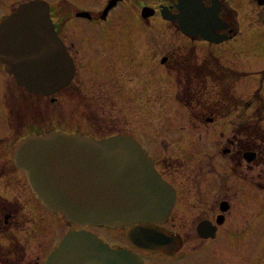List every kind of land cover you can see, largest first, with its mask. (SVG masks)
Returning a JSON list of instances; mask_svg holds the SVG:
<instances>
[{
	"label": "rangeland",
	"instance_id": "374dc122",
	"mask_svg": "<svg viewBox=\"0 0 264 264\" xmlns=\"http://www.w3.org/2000/svg\"><path fill=\"white\" fill-rule=\"evenodd\" d=\"M46 1L55 7H62L65 2ZM71 1L79 7L90 8H96L99 2ZM148 1L153 4L155 0ZM226 1L237 12L240 33L217 46L192 42L180 32L164 28L153 20L148 29L133 27L129 41L121 30L114 34L105 32L95 35L89 34L90 29L81 28L83 24L80 22L69 24L68 31L77 28L76 33H66L74 43L72 52L76 71L67 87L53 95L38 97L39 132L58 130L96 139L112 135L132 136L154 156L158 168L162 169V159L169 157L171 166L178 167L184 178L193 177L189 173L197 167L211 166L222 172L221 178H224L223 174H228L230 182L257 181L264 184V167L263 171L258 165L252 170L244 169L236 156L230 159L222 153V149L229 146L228 139L234 137L232 125L240 130L256 132L259 136L264 134V112L262 121L256 115L259 102L255 101L251 108H245L246 103L253 99L254 92L259 91L264 97V26L256 20L257 12L263 7L256 0ZM251 16L254 17L253 22ZM79 28L87 34L81 33ZM212 54L218 57L221 67L224 66L220 70L230 73L232 93L240 103L237 107L224 108L223 114H217V118L202 112L196 103L185 106L178 100L180 87L190 79L183 71L197 70L204 60L213 65ZM163 56L171 58L168 64H161ZM227 79L223 84L230 83ZM189 84L198 89L194 81ZM14 85L13 82L12 87ZM218 91V87L208 83L204 99L208 96V101L213 103ZM198 97L203 98V93ZM24 98L22 104L12 106L9 116L13 113L14 123L22 119L26 133L31 126L32 100L26 92ZM6 116H0V120ZM209 118L214 121L209 123ZM249 138L254 145L262 144L253 135ZM5 180L0 181V193H7L9 197L17 193L15 183L21 184L23 213L8 218L2 228L7 231L33 230L25 222L29 217L38 220L37 211L31 208L32 195L30 197L23 173L13 171ZM4 209L8 210V207L0 203V212ZM255 209L254 213H249L247 221H257L264 231V192H259ZM0 222H3L2 219ZM48 223V218L42 216L41 227ZM92 231L106 241L117 243L120 241L115 235L120 240L124 236L121 231H113V236L105 228H92ZM259 264H264V255Z\"/></svg>",
	"mask_w": 264,
	"mask_h": 264
},
{
	"label": "flooded vegetation",
	"instance_id": "af4514ba",
	"mask_svg": "<svg viewBox=\"0 0 264 264\" xmlns=\"http://www.w3.org/2000/svg\"><path fill=\"white\" fill-rule=\"evenodd\" d=\"M30 1L33 0H0V25L21 4ZM111 1L113 0H99L95 5L96 8L79 7L71 0H65L62 7H55L46 1L49 4V15L54 24L55 32L73 62L74 43L69 40L68 34H66L69 32L76 33L77 28L69 31L66 29L72 23H82L81 28L90 29L89 34L95 35L105 32L114 34L115 31L121 30L126 36V40L129 41L133 27L136 26L135 28L141 30L148 29L153 20V22L158 21L159 25L161 24L164 28L180 32L192 42H204L207 46L221 45L240 33L237 12L228 5L226 0H201L207 8L212 6L214 2L219 5L217 16L220 23L216 29V36L218 38L226 37V40L219 43L202 39L200 35H185L180 29L178 20L164 18V13L170 17L179 14L177 8L179 0H155L153 4L148 0H115L113 6L105 12ZM256 2L261 8L263 7L262 11L257 12L256 20H259L264 26V0H256ZM148 12L153 13L147 16L146 13ZM251 19L253 22L254 17L251 16ZM81 28H79L80 32L86 35L87 32ZM212 57L218 58L215 55ZM170 60L171 58L163 56L161 64H168ZM183 72L187 73V71ZM191 72L195 75L198 74L197 71ZM13 82L14 87H12ZM4 83L5 85H3ZM183 89L180 87L181 91ZM25 92L31 95L32 100L30 104L31 126L26 133L23 130L25 124L23 120L20 119L14 123L13 113L9 116V111H12L13 105L17 106L24 102ZM39 96L27 92L16 83L11 75L0 68L1 118L2 116L5 117L7 113L6 118L0 120L2 122L0 123V181L4 178L7 180V175L13 171L16 173L21 171L12 160L14 146L28 135L43 134L39 132L37 121ZM212 116L217 118L215 115ZM213 121L212 118L208 119L209 123ZM241 126L242 124H240ZM235 130L240 133L235 135ZM232 132L234 137L228 139L229 146L223 148L222 153L227 154L230 159L236 156L239 165L244 169L252 170L254 166L258 165L263 171L264 134L259 136L253 131L240 130L235 125H232ZM251 135L260 139L262 144L254 145L253 140H249ZM5 139L7 143L6 141L3 142ZM247 154L251 158L250 160L245 158ZM148 155L152 158L154 168L172 187L175 197L167 217L157 226L162 238L159 252L139 249L128 241L127 231L136 224L131 225L132 227L116 229H110L106 226L95 227L74 224L66 220L62 214L53 213L43 206L30 188V197L32 195L33 200L31 208L37 211L38 220L29 217L25 224L34 229L7 231L2 228L4 222L11 216H18L23 213L20 202L21 184L16 182V195L9 197L7 193H0V203L8 207V210L4 209L0 212V219L3 221L0 222V264H44L49 254L55 250L64 236L80 230L93 233L113 249H126L140 256L142 264H249V261L250 264H259L261 262L264 255V231L257 221L248 222L247 218L249 213H254L256 210L259 192H264L263 182H230L228 181V174H223L224 178H221L223 177L222 172L211 166L197 167L189 173V176L193 177L184 178L179 173L178 167L171 166L169 157L162 159L161 169L158 168L154 156L149 153ZM181 176L183 179L180 180ZM42 216L48 218L49 221L45 227H41L40 224ZM15 219L17 220V217ZM92 228H105L111 234L113 231H121L124 232V236L120 240L115 235L120 243L106 241L94 233Z\"/></svg>",
	"mask_w": 264,
	"mask_h": 264
},
{
	"label": "water",
	"instance_id": "95a60500",
	"mask_svg": "<svg viewBox=\"0 0 264 264\" xmlns=\"http://www.w3.org/2000/svg\"><path fill=\"white\" fill-rule=\"evenodd\" d=\"M177 8L178 15L163 16L178 20L185 35L213 43L226 40L216 36V2L207 8L201 0H179ZM49 10L44 0L26 2L0 25V68L27 92L41 96L67 87L75 72ZM245 158L251 159L248 154ZM12 160L36 199L53 213L81 226L116 229L136 224L127 231L128 241L142 250H161L157 226L173 206L174 191L132 136L96 139L58 130L31 134L14 146ZM44 264H142V259L80 230L64 236Z\"/></svg>",
	"mask_w": 264,
	"mask_h": 264
},
{
	"label": "trees",
	"instance_id": "16d2710c",
	"mask_svg": "<svg viewBox=\"0 0 264 264\" xmlns=\"http://www.w3.org/2000/svg\"><path fill=\"white\" fill-rule=\"evenodd\" d=\"M213 65L209 63V61L204 60L201 65L198 66L197 70H186L189 80H186L187 84L182 86L184 89L180 91V94L178 96V100L183 103L185 106H190L193 103H196V105L201 109L202 112L208 113L209 115H215L217 114H223L222 110L224 108H231V107H237L240 105L239 102H237V98L232 93V82H230L231 77L228 76L229 74L227 72H224L220 70L221 65L219 64L217 58L213 57L212 61ZM187 68H189L187 66ZM191 71H197L198 74L195 75ZM229 78V79H227ZM227 81L230 83L223 84ZM233 80V79H232ZM195 82L198 86V89L195 85H190L189 83ZM208 83L213 84L215 87H218L219 91L215 95L216 99L214 98V102L211 103L208 100L210 99L207 96V99L204 97L207 95L206 92V85ZM222 86V87H221ZM222 90V91H221ZM203 93V98L198 97L199 94ZM199 98V99H198ZM258 101L259 105L256 107L257 109V117L259 120H263V112H264V98L262 94L259 91H256L253 93V99L246 103L245 108H251L252 104ZM211 103V104H210ZM218 111V113H217ZM240 132H237L235 130L234 134H239Z\"/></svg>",
	"mask_w": 264,
	"mask_h": 264
}]
</instances>
